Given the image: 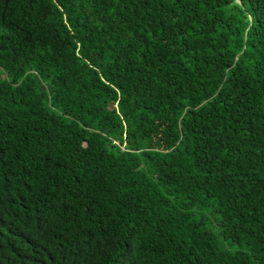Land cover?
<instances>
[{"label":"trees","instance_id":"obj_1","mask_svg":"<svg viewBox=\"0 0 264 264\" xmlns=\"http://www.w3.org/2000/svg\"><path fill=\"white\" fill-rule=\"evenodd\" d=\"M0 264H264V0H0Z\"/></svg>","mask_w":264,"mask_h":264}]
</instances>
